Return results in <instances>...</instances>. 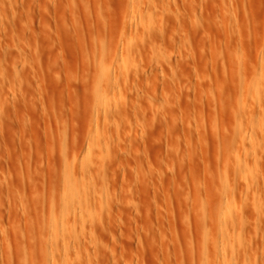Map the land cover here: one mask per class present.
I'll list each match as a JSON object with an SVG mask.
<instances>
[{"label": "rangeland", "instance_id": "rangeland-1", "mask_svg": "<svg viewBox=\"0 0 264 264\" xmlns=\"http://www.w3.org/2000/svg\"><path fill=\"white\" fill-rule=\"evenodd\" d=\"M0 264H264V0H0Z\"/></svg>", "mask_w": 264, "mask_h": 264}, {"label": "bare ground", "instance_id": "bare-ground-1", "mask_svg": "<svg viewBox=\"0 0 264 264\" xmlns=\"http://www.w3.org/2000/svg\"><path fill=\"white\" fill-rule=\"evenodd\" d=\"M102 70H103V69H102ZM102 70H101V73H103V74H102L101 76H102V78L104 79V81H106V84H107V83H109V82L107 81V80H109V79H108V78L105 79V78H106V77H109V73H110V71H109V69H107V68L104 69V71H102ZM102 81H103V80H102ZM251 87H252V86H251ZM79 168H80V167H79ZM83 168H84V167H83ZM84 169H85V168H84ZM84 169H82V170H84ZM86 171H87V168H86ZM225 174H227V173H226V169H225ZM225 179L227 180V177H225ZM69 188H70V187H69ZM77 191H78V190H77ZM76 195H79V194H76ZM75 197H76V196H75ZM65 203H66V202H65ZM66 205H68V204H66ZM77 207H79V206H77ZM75 211H76V210H75ZM74 213H75V212H74ZM74 213H72V214H74ZM63 215H64V214H63ZM53 216H54V215H53ZM74 216H75V215H74ZM74 216H73V217H74ZM225 216H226L225 214L222 215V218H221L222 221H223V218H224ZM54 217H55V216H54ZM71 217H72V216H71ZM52 218H53V217H52ZM57 219H58V218H57ZM74 219H75V218H74ZM61 220H62V219H61ZM69 220H70V219H69ZM71 220H72V219H71ZM50 221H52V220H50ZM55 221H56V220H55ZM55 221H54V223H55ZM65 221H66V220H64V222H65ZM72 221H73V220H72ZM72 221H71V222H72ZM74 221H75V220H74ZM71 222H70V223H71ZM51 223H52V222H51ZM59 223H60V222H58V224H59ZM61 223H62V222H61ZM67 223H68V222H67ZM74 223H75V222H74ZM65 224H66V223H65ZM221 224H222V223H221ZM56 225H57V224L55 223V228H56ZM67 225H68V224H67ZM50 226H51V225H50ZM53 226H54V225H53ZM58 226H59V225H58ZM61 226H62V225H61ZM61 226H59L60 229L58 228L60 231H61V228H63V227H61ZM65 227H66V226H65ZM75 227H76V226H75ZM75 227H74V228H75ZM76 228H77V227H76ZM65 229H66V228H65ZM71 229H72V227H71ZM66 230H68V229H66ZM72 230H73V229H72ZM72 230H71V231H72ZM68 231H69V230H68ZM68 231H67V232H68ZM75 232H76V231H75ZM60 233H61V232H60ZM65 233H66V231H65ZM221 233H222V231H220V235L218 234L219 238H220V236H221ZM66 234H67V233H66ZM223 237H224V235L221 236V239H219V238L216 239V240L214 241V243L217 244V245H221L222 242H223V240H222ZM207 241H208V240H207ZM209 241H210V240H209ZM219 247H220V246H219ZM222 247H223V245H222Z\"/></svg>", "mask_w": 264, "mask_h": 264}]
</instances>
